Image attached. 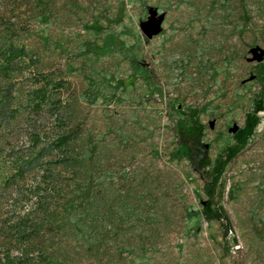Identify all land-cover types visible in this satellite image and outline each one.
<instances>
[{"label": "rangeland", "instance_id": "1", "mask_svg": "<svg viewBox=\"0 0 264 264\" xmlns=\"http://www.w3.org/2000/svg\"><path fill=\"white\" fill-rule=\"evenodd\" d=\"M0 15L30 22L80 125L44 172L10 179L27 140L0 127V252L24 221L20 247L47 264H264V0H0Z\"/></svg>", "mask_w": 264, "mask_h": 264}, {"label": "trees", "instance_id": "2", "mask_svg": "<svg viewBox=\"0 0 264 264\" xmlns=\"http://www.w3.org/2000/svg\"><path fill=\"white\" fill-rule=\"evenodd\" d=\"M15 1L19 0H11ZM247 52L249 60H261L258 59L262 54L257 46H249ZM66 82L63 70L47 68V59L33 37L30 22L0 15V127L21 131L27 140L26 143L20 142L15 151L8 148L14 173L7 178L37 169L44 172V149L58 148L80 132L79 123L70 121L69 105L73 101L67 93L63 94ZM42 107L50 108L57 123L49 131L37 129L31 121L34 111ZM36 227L33 222L26 225L21 221V224L14 223L11 229L18 234L19 244H23L37 234ZM19 244L15 249L17 253L12 254L8 248L1 250L2 264L48 263L45 254L35 261L36 253Z\"/></svg>", "mask_w": 264, "mask_h": 264}, {"label": "water", "instance_id": "3", "mask_svg": "<svg viewBox=\"0 0 264 264\" xmlns=\"http://www.w3.org/2000/svg\"><path fill=\"white\" fill-rule=\"evenodd\" d=\"M157 23H158V19L149 16L148 19L145 21V23L141 25L142 29L145 31L146 36L156 31ZM260 58L261 56L258 57V59Z\"/></svg>", "mask_w": 264, "mask_h": 264}]
</instances>
